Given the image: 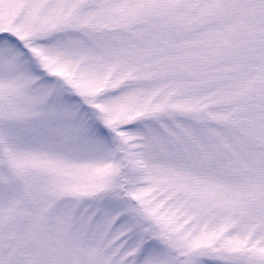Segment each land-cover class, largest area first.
Listing matches in <instances>:
<instances>
[{"label": "snow or ice", "instance_id": "snow-or-ice-1", "mask_svg": "<svg viewBox=\"0 0 264 264\" xmlns=\"http://www.w3.org/2000/svg\"><path fill=\"white\" fill-rule=\"evenodd\" d=\"M0 264H264V0H0Z\"/></svg>", "mask_w": 264, "mask_h": 264}]
</instances>
